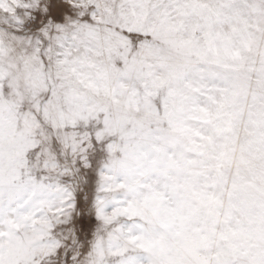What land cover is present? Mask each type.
I'll use <instances>...</instances> for the list:
<instances>
[{"label": "snow or ice", "instance_id": "6c2138e0", "mask_svg": "<svg viewBox=\"0 0 264 264\" xmlns=\"http://www.w3.org/2000/svg\"><path fill=\"white\" fill-rule=\"evenodd\" d=\"M0 264H264V0H0Z\"/></svg>", "mask_w": 264, "mask_h": 264}]
</instances>
